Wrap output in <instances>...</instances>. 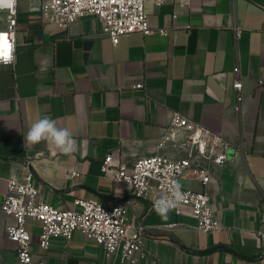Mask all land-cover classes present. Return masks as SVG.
Returning a JSON list of instances; mask_svg holds the SVG:
<instances>
[{
    "label": "crops",
    "instance_id": "0c3cea01",
    "mask_svg": "<svg viewBox=\"0 0 264 264\" xmlns=\"http://www.w3.org/2000/svg\"><path fill=\"white\" fill-rule=\"evenodd\" d=\"M147 12L154 32L122 35L114 44L93 15L62 28L42 21L40 0L19 1L15 62L0 65V264H19L6 233L14 219L1 206L25 160L40 201L60 209H79V197L106 207L123 202L127 221L145 227L150 254L136 264H264V0L150 1ZM173 111L228 143V161L214 166L206 187L219 229H199L188 211L173 210L164 221L130 185L102 171L110 152L127 162L180 156L173 141L160 145ZM45 115L72 132L73 155L46 142L25 145L30 125ZM27 227L37 264H122L80 230L70 240L54 237L43 254L41 221L28 218Z\"/></svg>",
    "mask_w": 264,
    "mask_h": 264
},
{
    "label": "built area",
    "instance_id": "2783aa9c",
    "mask_svg": "<svg viewBox=\"0 0 264 264\" xmlns=\"http://www.w3.org/2000/svg\"><path fill=\"white\" fill-rule=\"evenodd\" d=\"M19 1L0 11V50L10 46L11 64L16 57ZM150 1L160 5L164 0H40V11L42 21L62 28L84 16L93 15L99 19L102 31L117 44L122 35L138 31L149 35L154 32L147 12ZM240 30L241 27L235 25L236 35ZM159 32L168 33L166 29H159ZM3 55L0 51V56ZM136 87L145 88V82L137 83ZM234 88L237 96L241 97L243 81L239 77ZM236 108L240 109V104ZM168 141L178 145L180 156L144 155L127 162L116 159L110 152L102 161V171L114 182L130 185L135 197L148 201V211L154 209L158 198L168 194L171 183L178 180L183 186L184 198L174 211L178 214L190 212L197 220V227L203 231L219 229L221 220L211 204L206 187L213 178L214 166L228 161L226 139L204 124L173 111L160 145ZM35 176L31 161L25 160L22 178L9 181L1 206L2 211L14 219L7 225L6 233L17 244L19 264H37L41 258L37 259L33 251L28 218L42 223L38 242L43 254L47 253L54 237L70 240L80 230L95 239L107 256L119 254L122 264H136L140 258L149 256L144 247L145 227L141 221L133 225L127 221L128 208L123 202L106 207L98 200L79 197L75 200L79 209H60L38 200ZM183 178L197 180L203 188L184 185L181 182Z\"/></svg>",
    "mask_w": 264,
    "mask_h": 264
},
{
    "label": "clouds",
    "instance_id": "9594fccd",
    "mask_svg": "<svg viewBox=\"0 0 264 264\" xmlns=\"http://www.w3.org/2000/svg\"><path fill=\"white\" fill-rule=\"evenodd\" d=\"M15 3L16 0H0V11H4L9 6H14ZM12 59V50L10 49L8 58L0 56V65L7 67L12 63ZM41 142L54 146L66 156H71L77 151V142L72 132L67 128L58 126L57 121L47 115L36 119L24 136V143L27 146H34ZM182 187L178 180L173 181L168 189V194L161 196L154 202V210L162 220L167 221L169 214L179 206L184 198Z\"/></svg>",
    "mask_w": 264,
    "mask_h": 264
},
{
    "label": "snow or ice",
    "instance_id": "6c2138e0",
    "mask_svg": "<svg viewBox=\"0 0 264 264\" xmlns=\"http://www.w3.org/2000/svg\"><path fill=\"white\" fill-rule=\"evenodd\" d=\"M0 51H3V53H4L3 57H4V58H8V53H9V51H10V46L7 47V48L2 49V50H0Z\"/></svg>",
    "mask_w": 264,
    "mask_h": 264
}]
</instances>
